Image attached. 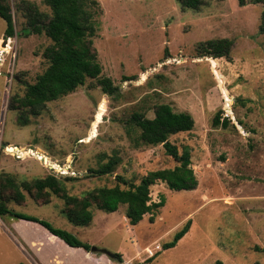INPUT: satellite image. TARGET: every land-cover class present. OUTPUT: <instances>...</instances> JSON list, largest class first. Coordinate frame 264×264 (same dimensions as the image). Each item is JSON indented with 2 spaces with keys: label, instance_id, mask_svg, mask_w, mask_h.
Instances as JSON below:
<instances>
[{
  "label": "rangeland",
  "instance_id": "1",
  "mask_svg": "<svg viewBox=\"0 0 264 264\" xmlns=\"http://www.w3.org/2000/svg\"><path fill=\"white\" fill-rule=\"evenodd\" d=\"M24 1L52 13L45 0H10L17 32L12 37H6L7 23L0 17V46L8 45L0 53V172L20 180L53 173L79 196L114 186L119 174L139 183L149 171L178 162L163 144H136L130 117L141 112L153 118L155 107L168 103L193 116L192 130L171 135L170 141L180 153L188 148L198 185L193 190L170 189L161 181L152 185V201L163 195L165 205L137 225L130 224L125 205L111 213L95 208L92 225L85 227L66 218L58 196L43 204L25 192L24 202L11 200L9 206L121 253L126 264H264V5L203 0L193 10L177 0H97L91 39L101 76L118 89L108 94L98 79L89 78L20 126L10 99L23 95L26 84L45 70L43 53L51 43L44 32L25 34ZM221 38L234 42L229 58L215 63L200 55V42ZM219 111L220 122L230 120L228 127L213 124ZM14 146L24 153L8 149ZM116 154L121 162L113 173H92ZM189 219L190 230L164 249ZM60 239L38 222L0 216V264H41V253L45 259L60 256L64 264H105L84 258L80 249L66 255ZM103 254L107 264H124Z\"/></svg>",
  "mask_w": 264,
  "mask_h": 264
},
{
  "label": "trees",
  "instance_id": "2",
  "mask_svg": "<svg viewBox=\"0 0 264 264\" xmlns=\"http://www.w3.org/2000/svg\"><path fill=\"white\" fill-rule=\"evenodd\" d=\"M177 1L183 8L193 10H199L203 3V0ZM24 2L26 3L24 14L27 18L25 28H28L25 34L44 32L51 43L43 53L48 62L45 70L37 75L34 83L26 84L23 95L16 94L10 99L9 109L17 111V122L20 126L31 124L35 118L42 115L49 102L75 92L89 78L98 79L106 93L116 92L118 87L113 84L111 78L101 76L102 65L91 39L97 29L94 19L97 0H45L51 8V15L41 12L34 4ZM247 2L264 5V0H239L241 5ZM0 17L7 23L6 37L14 36L17 32L10 0H0ZM260 32L264 33V9L261 15ZM233 43L230 38L209 39L200 42L198 46L203 49L200 55L214 57L212 61L217 63L215 58L230 57ZM7 48L8 45L0 46V53L6 52ZM221 112L216 113L213 124L228 127L229 119L225 118L223 123L220 122ZM129 126V131L134 134L138 132L135 137L136 144H163L167 154L178 164L174 167L149 171L139 183L119 174L116 176L118 183L114 186L96 187L80 196L71 194L65 182L53 173L44 177L20 180L12 173L2 171L0 172V216L38 222L68 245L92 251L93 246L89 242L82 241L66 229L53 226L47 220L16 211L9 206V202L11 200L17 203L24 202L25 192L43 204L50 202L52 196H58L65 202L66 207L63 213L66 218L72 224L84 227L92 225L95 208L111 213L125 205L130 224L137 225L146 214L154 215L165 205L166 200L163 195L159 202L152 201L150 195L152 185L161 181L174 190H193L197 187L198 178L192 167L191 153L188 148L180 153L178 146L170 141L171 135L192 130L194 119L189 112L176 111L171 104L161 103L155 107L153 118L141 112H134L130 117ZM9 148L12 151L24 153V150L17 146ZM120 162L121 158L116 154L91 171L97 176L109 175L116 170ZM121 184L126 187L123 188ZM191 224L192 221L189 219L174 234L172 240L164 243L163 248L174 247L190 230ZM110 256L120 262L123 261L121 253L111 252ZM154 257L155 255L151 256L148 261ZM212 264H223V262L217 260Z\"/></svg>",
  "mask_w": 264,
  "mask_h": 264
},
{
  "label": "crops",
  "instance_id": "3",
  "mask_svg": "<svg viewBox=\"0 0 264 264\" xmlns=\"http://www.w3.org/2000/svg\"><path fill=\"white\" fill-rule=\"evenodd\" d=\"M52 237H53V235H51ZM52 237H50L49 239H52ZM61 240V239H60ZM57 243V242H56ZM62 245V247H64V249H65V251H67L66 252V255L68 254V252H72V251H76V250H79L80 252H82V256L85 258V257H88V258H90V259H92V260H97V261H103V260H106V261H104L103 263H105V264H107L108 263V260L109 259H106L107 257H105V254H103V252H102V255L101 256H99V257H96V256H92V255H88V254H90V251H87V250H85L84 248H78V247H72V246H70V245H68V244H66V243H62L61 244ZM68 246H70V247H68ZM72 247V248H71ZM40 250V249H39ZM39 253V252H38ZM45 255L43 254V253H41V259H40V263L41 264H64L63 263V259H61V257L59 256H55V257H53V256H50L51 258H49V256H47V258L45 259ZM122 258H123V256H122ZM49 259V260H48ZM65 260H68V259H65ZM84 261V260H83ZM120 263H124V259H123V261L122 262H120ZM65 264H67V261H66V263ZM80 264H84V263H80ZM111 264H113V263H111ZM124 264H126V261H125V263Z\"/></svg>",
  "mask_w": 264,
  "mask_h": 264
},
{
  "label": "water",
  "instance_id": "4",
  "mask_svg": "<svg viewBox=\"0 0 264 264\" xmlns=\"http://www.w3.org/2000/svg\"><path fill=\"white\" fill-rule=\"evenodd\" d=\"M6 43H7V41L4 40L3 45L5 46ZM92 250H93V251H98V250H100V251H102L103 253H106V254H108V255H111V252H110L109 250H107V249H104V248H98V247H96V246H93Z\"/></svg>",
  "mask_w": 264,
  "mask_h": 264
},
{
  "label": "bare ground",
  "instance_id": "5",
  "mask_svg": "<svg viewBox=\"0 0 264 264\" xmlns=\"http://www.w3.org/2000/svg\"><path fill=\"white\" fill-rule=\"evenodd\" d=\"M10 150V148H8ZM12 151V150H11ZM45 159V158H44ZM46 161L48 160L47 158L45 159Z\"/></svg>",
  "mask_w": 264,
  "mask_h": 264
},
{
  "label": "built area",
  "instance_id": "6",
  "mask_svg": "<svg viewBox=\"0 0 264 264\" xmlns=\"http://www.w3.org/2000/svg\"><path fill=\"white\" fill-rule=\"evenodd\" d=\"M152 254V253H151Z\"/></svg>",
  "mask_w": 264,
  "mask_h": 264
}]
</instances>
